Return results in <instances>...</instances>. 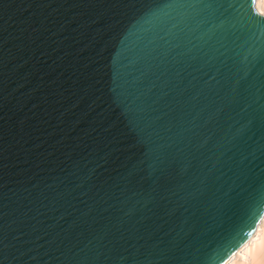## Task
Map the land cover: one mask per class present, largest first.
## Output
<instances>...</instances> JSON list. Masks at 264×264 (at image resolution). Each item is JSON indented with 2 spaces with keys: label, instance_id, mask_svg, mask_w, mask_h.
Instances as JSON below:
<instances>
[{
  "label": "water",
  "instance_id": "95a60500",
  "mask_svg": "<svg viewBox=\"0 0 264 264\" xmlns=\"http://www.w3.org/2000/svg\"><path fill=\"white\" fill-rule=\"evenodd\" d=\"M239 2L0 0V264H203L238 234L264 200Z\"/></svg>",
  "mask_w": 264,
  "mask_h": 264
},
{
  "label": "snow or ice",
  "instance_id": "6c2138e0",
  "mask_svg": "<svg viewBox=\"0 0 264 264\" xmlns=\"http://www.w3.org/2000/svg\"><path fill=\"white\" fill-rule=\"evenodd\" d=\"M251 3L252 0H240L237 6H243L245 8V4L250 5ZM247 12L250 14V23L256 21L257 18L252 14L251 7L247 9ZM260 15L264 16V13H261ZM262 209H264V200L256 202L254 210L253 205L249 204L244 215L241 217V227L238 234L234 233L230 227L214 245L211 252L205 258L203 264H228L229 258L236 254V250L255 231V226L261 215H264V211H262ZM261 264H264V261H261Z\"/></svg>",
  "mask_w": 264,
  "mask_h": 264
},
{
  "label": "bare ground",
  "instance_id": "6f19581e",
  "mask_svg": "<svg viewBox=\"0 0 264 264\" xmlns=\"http://www.w3.org/2000/svg\"><path fill=\"white\" fill-rule=\"evenodd\" d=\"M254 8L259 15L264 13V0H255ZM261 261H264V216L228 264H261Z\"/></svg>",
  "mask_w": 264,
  "mask_h": 264
}]
</instances>
